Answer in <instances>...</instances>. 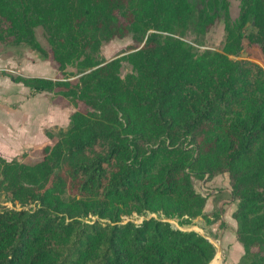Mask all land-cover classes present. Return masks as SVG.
Listing matches in <instances>:
<instances>
[{
  "label": "trees",
  "instance_id": "trees-1",
  "mask_svg": "<svg viewBox=\"0 0 264 264\" xmlns=\"http://www.w3.org/2000/svg\"><path fill=\"white\" fill-rule=\"evenodd\" d=\"M229 6L0 0V47L26 45L59 76L0 75L74 106L66 127L45 129L40 159L0 155V197L13 204H0V264H210L215 245L165 219H220L194 184L220 174L237 201V264H264V66L241 57L246 45L264 54V0H241L235 19ZM222 11L224 51L198 52L185 36L200 42ZM127 36L132 51L101 56ZM134 213L144 219L124 218Z\"/></svg>",
  "mask_w": 264,
  "mask_h": 264
},
{
  "label": "rangeland",
  "instance_id": "rangeland-1",
  "mask_svg": "<svg viewBox=\"0 0 264 264\" xmlns=\"http://www.w3.org/2000/svg\"><path fill=\"white\" fill-rule=\"evenodd\" d=\"M230 13L233 19L237 18L240 12L241 0H229ZM36 34L39 41L48 48L47 37L42 27L36 28ZM225 23L224 14L221 12L220 18L210 28L200 42L192 33H187L185 39L195 45L198 52L205 50L224 51L225 43ZM138 44L131 36L125 38H115L109 42H105L101 49V56L110 60L115 57L123 56L132 51V47ZM242 58H247L264 66V54L259 48L254 46H245ZM69 71H76V67L69 66ZM5 71L9 74L19 75L20 73L28 76H41L56 78L59 71L55 67L52 60H44L39 54L26 45L0 47V72ZM133 71L132 65L124 60L122 61L121 75L125 77ZM11 78H0V118L4 119L18 135V132L24 131L25 126L34 129L37 124V118H22L27 114H37L42 107L47 105V114L55 124H62L70 113L74 111V106L63 107L61 104L53 102L51 93H44L35 99L28 96V88L23 84H15ZM30 99V101H28ZM21 109V113L18 112ZM8 116L10 117L8 119ZM37 117V115H36ZM56 120V121H55ZM26 123V125H25ZM2 130L7 128L1 123ZM25 148L17 146L10 154L12 157L16 153H21ZM41 147L33 146L27 150L28 155L33 160L41 158ZM24 153V152H23ZM22 154V153H21ZM195 188L203 195L208 197L205 212L220 211L221 218L214 221L213 217L198 216L193 218L190 223L182 224L179 218H166L174 227L183 230H195L205 235L216 247V255L211 264H237L244 250L243 247H236L237 239L235 231L237 229V221L233 218V212L236 209L237 201L232 198L230 180L227 174L216 175L212 178L194 179ZM0 204L13 206L12 202L0 197ZM155 217H163L159 214H151ZM126 220H133L140 223L144 216L136 213L124 216ZM239 243V242H238ZM239 246L240 243H239Z\"/></svg>",
  "mask_w": 264,
  "mask_h": 264
},
{
  "label": "crops",
  "instance_id": "crops-1",
  "mask_svg": "<svg viewBox=\"0 0 264 264\" xmlns=\"http://www.w3.org/2000/svg\"><path fill=\"white\" fill-rule=\"evenodd\" d=\"M20 74H22V73H20ZM22 75H24V74H22ZM47 77H49V76H47ZM0 78H11V77L8 75H5V76L0 75ZM49 78H52V77H49ZM13 83L18 84L16 82H13ZM28 93H29V89H28ZM44 93H47V92H44ZM44 93H39L36 96L29 97V98L35 99L36 97H38ZM30 99L28 101H30ZM44 105L45 106L42 107L39 112H36L37 114L33 115L34 113H32V114L29 113V114L25 115L24 117H22L25 119V122L27 121L28 118H30V119L37 118V124H36L34 129H31V127L25 126L24 131L18 132V135H16V132L14 131V129L11 127V125L5 119L2 121L1 120L2 117L0 118V155L6 157L7 159H12L13 157L20 155L23 152H27V150H29L31 147L37 146V145L45 142L48 139V137L45 133L46 128H49L51 126L66 127L69 124L70 115L66 120H64V123H62V124H55V123H57L56 120H55L56 122H51L52 119L47 114V111H48L47 105L46 104H44ZM20 113H21V109L18 112V115ZM36 115H37V117H36ZM9 118L10 117L8 116V119ZM1 123L4 125L5 128H7L6 130L1 129V127H2ZM25 125H26V123H25ZM17 146H20V147L25 148V149L21 153H16L12 157H9V154ZM236 247L241 248L242 246H239V243L237 242Z\"/></svg>",
  "mask_w": 264,
  "mask_h": 264
},
{
  "label": "water",
  "instance_id": "water-1",
  "mask_svg": "<svg viewBox=\"0 0 264 264\" xmlns=\"http://www.w3.org/2000/svg\"><path fill=\"white\" fill-rule=\"evenodd\" d=\"M212 261H214V260H212ZM212 261L210 262V264L212 263Z\"/></svg>",
  "mask_w": 264,
  "mask_h": 264
}]
</instances>
